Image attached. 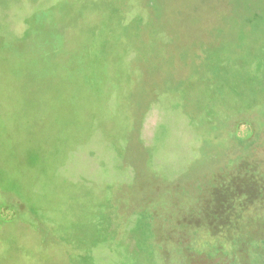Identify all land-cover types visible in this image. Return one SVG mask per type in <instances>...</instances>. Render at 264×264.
Wrapping results in <instances>:
<instances>
[{"label": "rangeland", "instance_id": "obj_1", "mask_svg": "<svg viewBox=\"0 0 264 264\" xmlns=\"http://www.w3.org/2000/svg\"><path fill=\"white\" fill-rule=\"evenodd\" d=\"M117 3L115 24L63 49L93 83L0 85V264H264V0ZM90 6L0 0V63ZM114 148L131 183L90 181L82 164ZM156 149L183 155L169 177L147 164Z\"/></svg>", "mask_w": 264, "mask_h": 264}, {"label": "trees", "instance_id": "obj_2", "mask_svg": "<svg viewBox=\"0 0 264 264\" xmlns=\"http://www.w3.org/2000/svg\"><path fill=\"white\" fill-rule=\"evenodd\" d=\"M117 1L90 0V5L92 6L86 8L85 12H81L78 16L71 17L70 19L66 18V20L58 18L50 19L51 23L47 25L49 27L46 30H42L37 37L33 38L27 47L19 50L21 52L16 51V47L14 49L6 48L7 51L9 50L6 56L8 61L7 63H0V78H7L8 82L5 85L6 83H1L0 80V85L7 86L11 91L17 92V90L22 88L42 89L49 82V84H52L58 90V93H65L67 95L71 90L74 91L93 83V81L87 79L91 69L85 65H79L73 58L68 59V56L64 57L63 49L64 51L71 49L72 53L75 47L72 43L75 36L78 35L76 28L83 24H92L94 28L108 27L115 24L121 12V4L117 3ZM245 7L248 11L254 8L249 2H247ZM120 35L112 33L109 36V40H116ZM50 37L52 39H49ZM49 40L52 41L49 42ZM59 40L64 41L63 45L58 44L50 49L51 51L47 49L49 48L48 46H53L48 45L49 43L56 41L58 43ZM11 60L12 62H10ZM8 62L10 63L8 64ZM25 66H27L26 75L21 76V72L19 71L26 69ZM13 70H16L17 74L13 75ZM59 95H56L55 101L60 98ZM7 113H4V116ZM148 130L150 129L144 130L146 140L149 139ZM180 134L184 135L185 131H182ZM188 138L184 135L182 139ZM132 240L129 237L125 238L128 244H131Z\"/></svg>", "mask_w": 264, "mask_h": 264}, {"label": "crops", "instance_id": "obj_3", "mask_svg": "<svg viewBox=\"0 0 264 264\" xmlns=\"http://www.w3.org/2000/svg\"><path fill=\"white\" fill-rule=\"evenodd\" d=\"M168 116H167V121L169 123H172V111L169 112L167 111ZM176 118V122H177V126H178V133L176 135V132H175V139L177 141L182 142V141H186L187 139L183 140V136H187L189 137V132L188 130L186 129L185 125H184V122L183 120L174 115ZM175 131V130H174ZM182 131H185V134H180ZM149 140V139H148ZM169 144H170V148L171 147H174L173 143H170L169 139H166V141L164 142V145L166 147H169ZM155 149V148H154ZM114 152H110V153H107L106 155H104L101 159V162L97 161V163H95V161L93 159H89L88 162L86 163H83L82 164V167H80V170H82V172L84 174H86L90 179V181H94V183H104V184H108L109 182H111L112 180L116 183V182H119V183H122V184H130L131 181L133 180L134 178V172H133V169L130 168H126L125 167V163L122 159V152L119 151L118 149L114 148L113 150ZM164 153H162V151H157V149L155 151H153V153H148L147 155V164H151V165H156V167L160 168V169H164L165 170V174L167 177H169L170 175V172L175 168V166L177 164L180 163V165L182 164V158H183V155H180L178 154L176 159L173 160V157H169V160H165L164 159ZM76 155H74V162H73V165L71 167H74L75 166V163L76 161L78 160H75L77 157H75ZM182 156V157H180ZM177 160V161H176ZM122 163V164H121ZM150 165V167H151ZM85 167L88 168L90 171H92L94 173L95 176H89L85 170ZM84 180H86L84 177H83ZM128 179V181H127ZM131 180V181H129ZM87 181V180H86Z\"/></svg>", "mask_w": 264, "mask_h": 264}, {"label": "water", "instance_id": "obj_4", "mask_svg": "<svg viewBox=\"0 0 264 264\" xmlns=\"http://www.w3.org/2000/svg\"><path fill=\"white\" fill-rule=\"evenodd\" d=\"M26 24L29 26V25H30V22H29V21H27V22H26Z\"/></svg>", "mask_w": 264, "mask_h": 264}]
</instances>
